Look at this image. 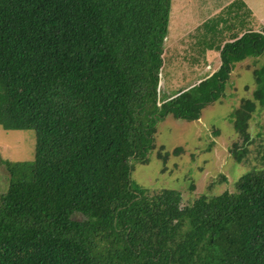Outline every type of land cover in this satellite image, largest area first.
I'll return each mask as SVG.
<instances>
[{
  "label": "trees",
  "instance_id": "1",
  "mask_svg": "<svg viewBox=\"0 0 264 264\" xmlns=\"http://www.w3.org/2000/svg\"><path fill=\"white\" fill-rule=\"evenodd\" d=\"M233 5L247 11L243 0ZM170 6L0 0V126L35 130L31 160L0 157V264H264V125L254 117L264 109V64L229 115L241 140L230 159L246 169L228 188L183 205L178 190L133 183L134 163L157 148L159 122L198 120L225 97L237 63L264 56L263 33L232 34L209 48L220 56L215 72L160 100Z\"/></svg>",
  "mask_w": 264,
  "mask_h": 264
},
{
  "label": "rangeland",
  "instance_id": "2",
  "mask_svg": "<svg viewBox=\"0 0 264 264\" xmlns=\"http://www.w3.org/2000/svg\"><path fill=\"white\" fill-rule=\"evenodd\" d=\"M230 1L171 0L158 88L160 100L197 82L206 74L208 65L211 64L212 69L216 70L215 65L220 64L219 53L217 50L208 53V50L218 46L219 41L222 43L232 39V34L241 36L248 30L264 34V0H246L252 9L250 11L246 7V12L241 7L237 9V5H227ZM226 7L229 10L224 12L225 21L218 26V15ZM237 10L240 12L237 13ZM206 25L210 27L206 28ZM262 64L264 56L237 63L225 97L221 100L216 98L214 103L205 107L198 120L186 121L169 114L159 122L155 134L157 148L150 152L148 163H134L133 183L149 191L164 188L178 190L182 194L183 205L192 203L203 191L214 195L228 188L246 169L242 164L234 169L236 163L230 159L229 148L241 140L233 129L229 115L243 98L252 96V73ZM254 117L264 125V109L255 113ZM161 146L164 147L163 151L171 153L166 164L157 157ZM177 147H182L184 151L174 155L172 152ZM34 154V129L6 130L0 126L2 159L27 161ZM222 173L227 181L218 182ZM7 187L8 175L5 167L0 164V193L6 191ZM207 188H210L209 192Z\"/></svg>",
  "mask_w": 264,
  "mask_h": 264
},
{
  "label": "crops",
  "instance_id": "3",
  "mask_svg": "<svg viewBox=\"0 0 264 264\" xmlns=\"http://www.w3.org/2000/svg\"><path fill=\"white\" fill-rule=\"evenodd\" d=\"M233 1H235V0H231L230 3H229V2L227 3V5L231 4ZM243 1L245 2L247 8H249L250 11H252V9H251V7L249 6V4L247 3V1H246V0H243ZM223 6H224V5H223ZM222 8H223V7H222ZM222 8H220V10H221ZM211 52L213 53L214 51H211ZM211 52H210V50H208V53H211ZM217 54H218V53H217ZM215 66H216L217 69H218V63H217ZM217 69H216V70H217ZM216 70H213V69H212V65L210 64V65L207 66V69L205 70V72L208 73V74H211V73L215 72ZM188 87H190V86H188ZM172 96H174V95H172ZM172 96H170V97H172ZM170 97L168 96V98H170Z\"/></svg>",
  "mask_w": 264,
  "mask_h": 264
}]
</instances>
